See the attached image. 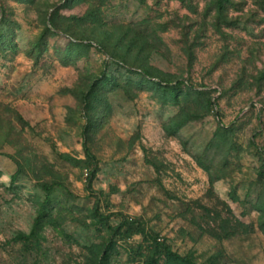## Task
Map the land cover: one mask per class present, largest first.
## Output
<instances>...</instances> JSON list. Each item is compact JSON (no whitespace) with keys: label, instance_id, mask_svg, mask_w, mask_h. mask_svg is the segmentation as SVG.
Wrapping results in <instances>:
<instances>
[{"label":"rangeland","instance_id":"rangeland-1","mask_svg":"<svg viewBox=\"0 0 264 264\" xmlns=\"http://www.w3.org/2000/svg\"><path fill=\"white\" fill-rule=\"evenodd\" d=\"M0 264H264V0H0Z\"/></svg>","mask_w":264,"mask_h":264},{"label":"trees","instance_id":"trees-1","mask_svg":"<svg viewBox=\"0 0 264 264\" xmlns=\"http://www.w3.org/2000/svg\"><path fill=\"white\" fill-rule=\"evenodd\" d=\"M145 23H146V21H143L142 23H140V25H141L142 27H145Z\"/></svg>","mask_w":264,"mask_h":264}]
</instances>
